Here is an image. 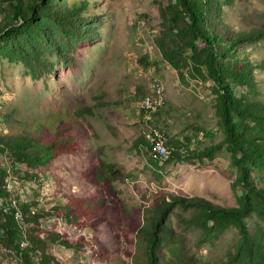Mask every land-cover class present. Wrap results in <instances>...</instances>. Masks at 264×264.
<instances>
[{
	"label": "rangeland",
	"instance_id": "1",
	"mask_svg": "<svg viewBox=\"0 0 264 264\" xmlns=\"http://www.w3.org/2000/svg\"><path fill=\"white\" fill-rule=\"evenodd\" d=\"M216 1L220 20L230 30L264 25V0ZM158 3L160 0H90L96 39L73 41L61 58L50 56L51 70L39 78H33L22 63L0 57V134L35 133L36 123L71 117L82 105H89L92 111L85 115L91 129L81 139L87 151L83 154L32 165L26 174L20 164L11 162L9 151L0 155V167L10 175L6 188L14 195L13 203L33 202L34 209L47 210L70 196L98 195L96 187L82 177L83 169L90 167V158L97 157L114 167L113 196L126 223L142 224L144 207L166 193L202 197L223 207L237 205L240 192L233 189L236 170L227 145L210 160L197 157L224 139L216 124L213 84L193 78L188 69L180 76L162 59L154 42L161 23ZM241 50L232 60L251 63L254 87L233 86V93L248 101L262 99L264 41L246 43ZM153 79L164 84L166 101L150 122L144 119L139 104L150 93ZM245 125L246 130L242 126L241 130L247 137L258 135L252 123ZM155 131L164 136L179 159L172 155L166 162L156 157L159 162L150 160L146 146L135 147L142 135L151 142ZM251 175L256 185L264 187V170H253ZM188 214L178 207L170 212L164 224L161 259L168 264L219 263L237 242L236 231L228 229L219 238L200 244L198 230L178 222L179 216ZM246 222L251 233L257 229L263 232L264 244V221L251 217ZM47 224V228L56 227L72 238L84 234L107 252L109 263L120 264L124 243L121 236H115L116 229L98 224L96 229L79 231L53 220ZM48 253L70 264H109L88 249L77 252L51 246ZM0 264L19 263L0 246Z\"/></svg>",
	"mask_w": 264,
	"mask_h": 264
},
{
	"label": "trees",
	"instance_id": "2",
	"mask_svg": "<svg viewBox=\"0 0 264 264\" xmlns=\"http://www.w3.org/2000/svg\"><path fill=\"white\" fill-rule=\"evenodd\" d=\"M89 5L90 0H0V57L22 63L33 78L49 73L50 56L61 58L73 41L96 39ZM158 11L161 23L154 42L162 59L180 76L188 69L193 78L213 84L216 124L224 139L197 157L210 160L227 145L236 170L233 189L240 192L237 205L223 207L202 197L166 193L144 207L142 224L126 223L123 209L113 196V165L92 157L82 177L96 187L98 195L70 196L60 205L40 210L33 208V202L13 203L14 195L6 188L10 175L0 167V246L19 264H70L48 253L51 246L77 252L88 249L98 260L108 262L107 252L96 241L81 233L72 238L56 227L47 228L52 220L79 231L96 229L98 224L116 229L115 236H121L124 243L120 264H168L161 259L160 249L165 239L164 224L174 207L189 212L179 216L178 222L197 229L200 244L219 238L228 229L236 231L237 242L217 264H264L263 232L257 229L251 233L246 222L251 217L264 221V187L256 185L251 175L253 170H264V98H236L232 88L254 87L251 63L232 58L246 43L264 41V25L230 30L220 20L216 0H160ZM91 114L89 105H82L71 117H51L36 123L35 133L0 134V155L9 151L11 162L20 164L26 174L32 165L83 154L87 151L81 139L91 129L85 115ZM246 123L253 124L257 136L243 133L241 126L246 130ZM142 145L149 159L156 160L144 135L135 147ZM175 152L170 158L179 159Z\"/></svg>",
	"mask_w": 264,
	"mask_h": 264
},
{
	"label": "built area",
	"instance_id": "3",
	"mask_svg": "<svg viewBox=\"0 0 264 264\" xmlns=\"http://www.w3.org/2000/svg\"><path fill=\"white\" fill-rule=\"evenodd\" d=\"M164 105L165 100L163 91H160V88L152 83V97L147 99L144 105V119L150 120L151 122L152 116L162 109ZM150 145H152V157L170 158V155L173 154V149L167 145L162 137L152 136L151 134Z\"/></svg>",
	"mask_w": 264,
	"mask_h": 264
},
{
	"label": "bare ground",
	"instance_id": "4",
	"mask_svg": "<svg viewBox=\"0 0 264 264\" xmlns=\"http://www.w3.org/2000/svg\"><path fill=\"white\" fill-rule=\"evenodd\" d=\"M152 83L156 87L160 88V91H163V93H164V100L166 101L164 84L159 79H153L152 82H151V85H150V93L149 94H146L142 98V100H141V102L139 104V109H140V111L142 113H144V105L146 104L147 99H149L150 97H152ZM153 136H159V137H162L165 140L164 136L161 135L158 131H155ZM156 159H158L159 161H162V162H166L170 158H157L156 157Z\"/></svg>",
	"mask_w": 264,
	"mask_h": 264
}]
</instances>
